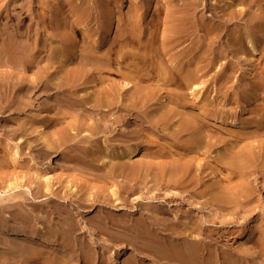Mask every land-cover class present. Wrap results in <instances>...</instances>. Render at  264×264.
<instances>
[{
    "label": "rangeland",
    "instance_id": "rangeland-1",
    "mask_svg": "<svg viewBox=\"0 0 264 264\" xmlns=\"http://www.w3.org/2000/svg\"><path fill=\"white\" fill-rule=\"evenodd\" d=\"M71 1H74L73 2V4H74L77 0H71ZM71 1L70 0H61V1L60 0H0V76H1V78H0V192H1L0 193V200L3 199V201H2L3 204L8 203L5 208L0 206L1 207V209H0V227H1L0 228V236L1 237H0V239H2L1 241L5 240L2 242L4 244L6 242V239L9 238V239H7L8 240L7 244L5 243L3 245L0 242V264H41L43 261H47V263H42V264H48V263L49 264H57V263L58 264H65L67 262H68L67 264H81V261H82V264H104V263L105 264H126V262L128 264V261H129V263L133 262L134 264H138L139 262H141L139 264H149V262H150V264L151 263L152 264H183V263L184 264H186V263L187 264H205V263L206 264H264V163H261V162H264V158H263L264 157V135H261V136H258L257 138H255L256 139L255 143L261 144L260 146L263 148L262 151H245L246 153H244V151H240V154L246 156L247 160H249L250 157L251 158L252 157L257 158L258 160L256 161V164L257 165L259 164L258 165L259 167L258 166L256 167V166H254L255 164L252 163L251 165H249L247 167V169H248L247 173H245V172L242 173L243 171H241L240 169H237L232 164L230 165L229 163H226L227 161H229V159L234 158V156L236 157V155L237 156L240 155V154H237V152H239V151H235L238 148L237 141H236L235 137L231 136L230 132H228V131L226 132V130H223L222 128H220L217 125V123H222V122L214 119L215 115H217V116H222V115L225 116L226 115L227 116V115H229L228 113H230V112L235 113L236 109H237L236 111L240 110L241 104H242L241 102L245 101L244 98L246 95H249V94H246L250 91V90L247 91V89L249 88L248 87L249 83L251 81H253L254 79H256V77H252V73H251L252 69L250 71V68H252L253 59H251L250 57L243 58L242 56H239L238 57L239 59H237L236 63L233 62L234 64H232V59H234L233 61H235L236 57L235 58L232 56L230 57L229 55H231V54L230 53L228 54V52H227V48H229L231 43H232L231 38H233L232 37L233 36V30H234L235 26L238 25V24L235 25L234 23L231 24L229 21H227V16L224 15V11H225L224 5L226 4V6H227V3L229 1H227V0H137V2H136V0H134L135 1L134 2L133 0H131V1L130 0H117V1L115 0V2H114V0H111V1H109V0H85V2H86L85 7L87 8V9L86 8L85 9L87 11H85V14L82 18V21L83 20L84 21L83 22L79 21L78 22L79 24H76V22L74 23L75 20L72 21L73 18L76 19L77 16L79 17L80 13L77 14V12H76L77 15H75V12H74L75 10L73 8V4ZM96 1H98V3ZM109 2H110V4H109ZM143 4H144V6H143ZM96 6H97V8H96ZM131 6H133V7H131ZM136 6L137 7H143L142 8L143 11L141 13H140V11L133 13V12H135L134 10L136 9ZM90 7L92 8V10ZM215 7H216V9H215ZM130 8H132V9H130ZM242 8H243V10H245V14H244L243 19L240 21V23L242 25L241 24L240 25L243 26L242 28H245L244 27V24H245V26H247L246 28H249L250 25L247 22H245V20H249V17L253 13L254 10L255 11L258 10L257 6L256 5L250 6L249 3H246L245 5H243ZM70 9H73V11L71 10L72 13H71ZM109 9H110V12H109ZM158 9L160 10V13L158 15L159 17L157 15H154L155 17H153V19H154L153 20L152 16H150V17L147 16L148 12L151 11L150 13H153L154 11H156ZM179 9H181V10H179ZM207 9H209V10H207ZM88 10H91L90 11L91 13L88 12ZM105 10H107L109 13H107V11H105ZM170 10L171 11H174V10L177 11L178 10V12H179L178 14H180L182 16V28H183L182 30L184 31V32L181 31L182 32L181 34L183 37V38H181V40L182 39L183 40L182 41L180 40V42H182V43H177V44H175V46L177 45V47L173 48L174 46H172V47H170L171 49H168V50H170V52L172 51L171 54H169V51L167 50V48L166 49L160 48L162 43H160V41H159L163 36V32L166 29L167 23H169L171 21V13H169ZM211 10H212V12H211ZM86 13H88V15H86ZM93 13H94V16H92ZM110 13L114 16L111 17ZM129 13H130V15H129ZM89 14H91V16ZM103 14H105V16ZM220 14H222V15H220ZM72 15L73 16L75 15L76 18H75V16L73 17ZM85 15L88 17H86ZM137 15L140 17L146 15L149 19V20L147 19L148 24L143 25V22L145 23V19H144L146 17L145 16L143 18V21L140 20L142 18H139L141 23L137 22L138 24H135L133 27H131V28H133V31L135 33L136 38L137 37L138 38L135 39V37H134L133 42L127 47V50L133 51V49H134L133 52L138 50L135 53H139L143 48V47H140L142 42L139 43V40L141 39L144 42L147 38H153V41L157 42L155 46H157V44H158V46H157V47H159L158 51L163 50L162 54L164 55V57H163L164 63L165 64L167 63L166 66H168L169 68H172V69H173V66L175 64H181V65L185 64L184 66H188V63H189L191 65V63H190L192 61L191 57H193V54H195V51H193V50H196V49H194V46L196 47L197 43L199 45L201 38H203V36L205 34L204 33L205 26L208 24L222 23V26H220L218 29V31H220L219 36L218 35L217 36H215V35L210 36L209 35V37L207 36L205 38V42H207V43L204 44L203 50L205 48H209L212 51V48H214L212 52H214L216 54V56H218V57H216L217 63L215 62V65H214L215 67L209 66V68H206L207 70L205 69V73H203L205 75H201L204 83L199 84L198 88L197 87L196 88L185 87V88H187V89H185L184 87L183 88L181 87L180 90H181V93L183 92L182 96L185 95L184 97L181 96L180 99H177L175 97V95L173 94L171 99L170 98H168L169 100L167 99V101H168L167 107L168 108L172 107L171 110H172L173 114H176L175 116H178L177 114H179V117H177L178 119L176 117H174L175 119H173V121H171L172 123L167 122L168 124L165 123L159 128H153V127L148 126L149 124H146L145 122L143 124L140 121L135 122V119L133 117H130V114H127L129 116L125 115L126 117H123L120 120H114V118H112V117H114L112 111L109 115L108 114L106 115L105 112H103V114L106 115V116L103 115L106 118L105 120L108 121L107 127L105 125V127L108 130L100 131L99 133L94 132L95 130H92L93 126H91V124L93 122V118L88 117L87 120H84L86 122V129L85 130L90 131L92 134H94V135H91V133H89V135H88V133H87L86 137H88L89 139L91 138L90 141L97 140L101 144L104 143L103 146H111L112 143L113 144L115 143L116 137L121 138V136H125V135H126L125 138H127L128 136L134 137V138L136 137L135 141L136 140L144 141L143 145L145 144V146L149 149V151L140 154L138 159H137V161L143 165L142 167H144V168H142V172L140 171V172L136 173L137 175L119 174L118 176L111 178V179L110 178H108V179L98 178L97 176H95V174L93 175L92 172H90L88 170L85 171V170L81 169L79 167V165H77L76 160L73 157H71L72 155H75L77 151H66V150H73L74 149L73 143H68L66 145H63L59 149L44 152V156L42 155V156H39L37 158L36 156H38V154H39L37 149L40 148V145H38L40 142L39 141L40 138H39V136L37 137V134L35 135L34 132L31 133L30 131H28V133H27L26 130L31 129L33 126H35L37 124H40V122L37 121L38 118H40V119L43 118V120L49 119L51 121L54 119L53 121L55 122L57 120V118L62 116L63 121H62V119H60V120L58 119L59 122L56 121L57 123L55 122V125L53 127H52V123H50L51 121H47V122H49L47 124H46V122L45 123L42 122L45 126H49V127H47L48 132L51 131L52 133L51 132H49V133L53 135L54 130H55L54 132L59 131L60 129L64 128V126H66V124L67 125L71 124V123L77 124V122H76L77 118H75L74 113L77 114V112H81L82 110L77 111L76 107H74L72 105H66L63 103L61 104L59 100H54V96H55L54 91H51L52 93L50 91L45 92V93L43 92L41 94V96H39L40 94L37 93L34 96L35 99H33L34 98L33 97L31 99H23V101H21V102H19V101L16 102L14 99V95H15V92L17 93V91H18L17 88L21 85L20 82H22L24 80L23 77H25L27 75L28 76L34 75L36 73V70L38 69V67L40 65L38 64V62L36 60V62H34L35 65L32 64L33 66H31L29 69L28 68L25 69L26 67L21 66L23 63L20 64L21 60L19 61V58L24 57V56H20L19 58H17V56L15 57V55H17L20 52H21V54H23V53L25 54L24 47L28 46L29 48L32 49L31 50L32 55H34L35 57H38V61H41V63H42L41 65L44 66L47 64L48 57L52 53V50H53L52 44L53 45L54 44H58V45L63 44V48L59 51V53H58V50L55 51L56 52V56L54 57V64L56 67L55 72L57 71L60 75H63V76H70V74L72 75V72H78L79 71V73L86 74L87 76L94 75V76H92L93 79H98V81L100 79H106V81L105 80L104 81H105V84H107V85L110 84V82H111L114 84V86H117V85L120 86V83L122 84V82H123V78H122V76H120L119 72L114 67V66H118V65L113 63L114 65L113 64L111 65V67L113 66L112 69L106 70V68H105V70L103 69V70H101V72H99L96 67L100 63L97 62L96 59L93 58V56H99V57H105V56L110 57V56H112V57H115L117 55L116 51L119 49V47L112 44V49L110 51H108V47L114 41L113 39L115 37H117V33H119V31H120L119 29H121L123 26H125V24L128 22V19H131L130 17H132V16H133L132 17L133 19H137L138 18ZM71 16L73 17L72 19H71ZM134 16L137 18H135ZM223 16H225V17L223 18ZM101 17L102 18L105 17V18H103V20H101L102 22H107L111 18L110 21H108V23L111 22L110 30H108V24L107 23H104L105 25L104 24L102 25V22L100 21V19H102ZM114 17L117 19V21ZM164 17H165V19H164ZM85 18L88 21L85 20ZM222 18L225 19L223 22L221 20ZM104 19L105 20L107 19V21H105ZM99 21L101 24L98 23ZM207 22H209V23H207ZM163 23H164V26H163ZM71 25L72 26L74 25V26L72 27ZM116 26H117V28H116ZM80 27H81V29H80ZM82 27H83V29H82ZM136 27H138V28H136ZM87 28H88L89 32L87 30L86 33H87V35L90 34L89 40L87 38L88 36L86 35V33L82 32L83 30L86 31ZM184 28H186V29H184ZM157 30H159V31H157ZM162 30H163V32H162ZM98 31H100V32H98ZM157 32H159V34H161V35H159ZM83 34H85V35H83ZM107 34H109V35H107ZM147 35L152 36V37H148ZM156 35L158 36L159 42L157 41ZM70 36L72 38H70ZM83 36H85L87 39ZM132 44H134L133 45L134 47H135V45H137V46L134 48L132 46ZM43 45H44V47H43ZM180 46H182V47H180ZM189 46L191 48H193V50ZM7 47H10V49H8V51H11V48L16 47V48H18L17 50L20 49L19 50L20 52H17L14 56H13V54L8 55L7 52H3ZM154 48H156V47H154ZM130 49H132V50H130ZM198 49H199V47H198ZM198 49H197V51H198ZM180 50H182L184 52V54H181L183 52H181ZM184 50H187V53H188V54L186 53L187 55L185 54L186 51H184ZM175 51H177V52L172 54ZM217 52H219V53H217ZM166 53H168V54H166ZM178 53H180V55ZM197 53L199 55V51ZM166 55H168V56H166ZM173 55L174 56L176 55V56L174 57ZM181 55H183V57L186 56L187 58L186 57L183 58ZM12 56H13V58H11ZM165 56H166V59H165ZM170 57H172L171 59L174 62L170 59ZM178 57H181V58H178ZM10 58L12 60H10ZM21 59H23V58H21ZM40 59H42V60H40ZM45 59H47V60H45ZM180 59H182L183 61L182 60L180 61ZM228 59H229V62H227ZM17 60L20 63L17 62ZM129 60L130 59L126 58L124 60V62L126 63ZM169 60H170V62H169ZM184 60L188 61L187 64H186V62H184ZM177 61H178V63H177ZM219 62H220V64H218ZM125 63L121 65V67H122L121 69H123ZM216 64L218 65V67ZM224 65H227L228 69L226 68V66L224 67ZM228 65H230L229 66L230 68L228 67ZM249 66H250V68H249ZM66 67H67V69H65ZM247 67L249 69H247ZM223 68L225 70H222ZM82 69H83V71H82ZM128 69L129 68H127L125 66L123 71H129L130 69L129 70ZM67 70H69V71H67ZM208 70H210V72ZM221 70L223 71V73L224 72H226V73L230 72L229 73L230 75L233 74L229 78L230 82H226L227 83L226 86H223L221 84V82H219V77L222 75ZM244 70H245V72H244ZM60 71H62V72H60ZM90 72H91V74H90ZM219 72H220V74H219ZM131 73H132V71H131ZM9 75H10V77H8ZM151 76L153 79H151V77H150V78L145 79L142 82V84H144V85L146 84L147 86H149L150 89L156 87V84H157L154 80L155 70H151ZM203 77H205V78H203ZM206 78H207V81H206ZM216 78H218V79H216ZM6 79L7 80L9 79L8 80L9 83L7 82ZM107 80L108 81L110 80V81L108 82ZM104 81H102V82H104ZM116 82H117V85H116ZM218 82H219V84H217ZM71 83H72V85H75V86L77 85V88L75 86H73L77 89V92H79L78 90L81 89V86L85 87L84 86L85 84H87V85L91 84V83H87L86 81L82 82L81 79L80 80L78 79L77 81L72 80ZM239 83L242 86H240ZM103 84L104 83H100V86L101 87L106 86L105 84L103 86ZM153 84L155 86H153ZM87 85H86V88H90L89 87L90 85L89 86H87ZM110 85H108V86H110ZM151 85H152V87H151ZM221 86H223V87H221ZM161 87H162V85H161ZM168 88H171V86H168ZM176 88H177L176 85H172L171 89L177 90ZM243 89L247 92H245ZM198 90L201 92L199 93ZM195 91H196V93H195ZM48 93H49V95H48ZM53 93H54V95H52ZM204 93H205V95H204ZM202 94H203V96H201ZM37 95L39 96V98L38 97L36 98ZM235 95H236L237 101L235 100ZM240 95H242V96H240ZM202 97L204 100L202 99ZM29 100H31L30 103H32L33 106H26L24 104L26 101L29 102ZM200 100H202V101H200ZM240 100H242V101H240ZM169 101L171 102V105H170ZM204 102H206V103H204ZM209 102H211V104ZM223 103H224V108L223 107L220 108L221 106H223ZM231 103H233V104H231ZM151 104H153V103L152 102L149 103V105L152 106V108H153V105H151ZM8 105H9V107H7ZM149 105L146 108L147 111H148ZM165 105H163V106H165ZM209 105L212 107V109H209V107H210ZM218 106H219V109H218ZM225 106H226V108H227L226 110H228V112L226 110H224ZM230 106H232V107L234 106L233 107L234 110ZM173 107H175L177 109L174 110ZM199 107H202V109L205 107L203 109L204 112H201L202 109H200ZM215 107H217V108H215ZM228 107L230 108V110L228 109ZM163 108H166V107H163ZM231 108H232V111H231ZM149 109H150V107H149ZM205 109H208V110H205ZM62 110L65 111V113L63 112L64 114H62ZM177 110H179V111H177ZM150 111L152 112V110H149L148 113H150ZM221 111H226V112H223V113H225V114H223ZM109 112L110 111H106V113H109ZM200 112H201L202 116L204 115V118L200 117L201 116V114H199ZM66 113H68V114H66ZM212 113H213V115H212ZM221 113H222V115H221ZM181 114L184 118H182ZM64 115H66V116H64ZM110 115H112V117ZM35 116H37L36 117L37 119L35 120L36 124L34 122L31 125L30 117H35ZM247 116H250V114H248ZM80 117H82V118L84 117L86 119V117L84 115L80 116ZM129 117H130V119H129ZM199 117L201 118V120L199 119ZM90 118H91V120H90ZM180 118H181V120L186 119V121H184V123H183V120L181 123L186 124V125H184L185 126L184 134H187V136L182 135L183 137L181 140H179L177 138V136L175 135V132H176V129H177V126L179 123L178 120H180ZM205 118H207V121L203 122V120ZM208 118H210V119H208ZM5 120H7V121H5ZM74 120H75V122H74ZM127 121L129 123H126ZM176 121H177V124H176ZM193 121H195V125L197 126V128L193 129V130L187 129L186 127H189V126H191V124L192 125L194 124ZM213 121H215L216 123H214ZM28 124H30V125H28ZM188 124H189V126H188ZM207 124H209L208 125L209 127L207 126ZM167 125L171 126V127H168ZM30 126H32V127H30ZM133 126H135V127H133ZM21 127H22V129H21ZM51 127H52V130L49 129ZM162 127L166 130H164ZM167 127L171 129V130L169 129L168 132H166ZM134 129H136V130H134ZM140 131H143V132H140ZM195 132H196V135L198 133V136H197L198 138H200L201 140L204 139L203 141H205L204 142L205 145H206V143H208L209 145H207V146L204 145L203 148H200V150H199V148H197V146L194 145V143H191V139H192V137L195 136ZM199 132H201L200 135H199ZM138 133H141V134L138 135ZM142 133H144L145 135ZM191 133L194 134V136ZM202 133L207 134L208 136L204 135L205 137L201 138V136L203 135ZM31 134H34V135H31ZM82 134H78V136H82ZM110 134L114 135V136L111 137ZM134 134H135V136H134ZM141 135L143 136V139H142ZM189 136H191V138L188 140L187 137H189ZM113 137H115L114 140H112ZM104 139L105 140L107 139L106 142L108 144L105 142ZM257 139H258V141H257ZM250 140H254V138H251ZM138 141H136V142H138ZM221 141H223V142H221ZM245 142L246 141L243 140L239 144H244ZM183 143H184V145H183ZM30 144H32V145H30ZM33 145H36V147L32 148ZM181 145H183V146H181ZM185 145H186V147L183 149V147ZM179 147H182V149L181 148L179 149ZM207 147L209 149H207ZM234 147H236V148H234ZM204 148H206V150H204ZM225 148H227V149H225ZM177 149H179V150H177ZM194 149L197 151H195ZM232 150H234V151H232ZM67 153H69V154L67 155ZM70 153H71V156H70ZM45 154H46V156H45ZM213 154L215 155V157ZM225 154L230 156V158L227 159L228 156L226 157ZM257 154H258V156H256ZM222 155H223V157H222ZM180 156L183 159L180 158ZM139 158H141V159H139ZM180 159H181L180 163H182V164L187 165V163L189 162V164H188L189 173L187 172L188 175H187V173L185 175V181H186V183L188 182L187 183L188 186L184 184L182 186V188H181V186H179L182 184H178L177 186L176 185H168L167 178H163L161 168L159 167L160 166L159 162H161V166L163 165L162 167L169 168L170 167L169 165L173 164V161L178 162ZM147 163H149L151 166ZM164 163H166L167 165H165ZM223 163H225V164H223ZM27 164H29V165H27ZM152 165H153V167H152ZM228 165H230V166H228ZM206 168L208 170H206ZM215 168L218 170V175H220L219 178L218 177L212 178L209 176L211 170L215 169ZM148 169L150 172H148ZM257 169H259L260 171L259 170L257 171ZM151 170H152V172H151ZM250 171H251V173H250ZM160 172H161V174H160ZM46 173H48V174H46ZM139 173H141V174H139ZM146 173H149L151 175L146 174ZM38 174H39V176H38ZM251 174H253V175H251ZM45 175L49 176V179L51 176L50 185L52 187V184H54V186H53L54 188L53 187L52 188L55 192H57V191L61 192L63 190V188L64 189L67 188L65 186H69V185L72 186V188L73 187L78 188L81 186V184H83V186H85V185L89 186L90 190H93L94 188H96L95 186H98V184H99V187H101L103 192H106V193L109 191H110V193H112V191L118 190L117 196L119 195L120 197L122 196L121 198H123V200H122L118 196V198H117L118 201L123 202L124 198H126L128 204L122 205V207H120V208H119V206H121L120 204L107 205V206H103L102 209L100 206L94 207V206H91L88 204H84L83 206H81L80 208L77 209V208H74L73 205L68 204L66 206L65 210H67V212L69 211L70 214L72 215L74 222H79V225H80V227L78 228L79 230L78 229L76 230V233H78V235H79L77 241L78 240L79 241L78 242L75 241V245H74V243L71 244L73 246V248H72V246H70L68 248L63 249L59 246L60 245L59 240H57L55 238L54 233L50 232L49 234L52 236H50L49 234L48 235L46 234L45 239L43 238L44 237L43 236L44 230L49 228V226H51V228L52 227L54 228L55 227L54 226V224H55L54 220H57V218H59V216L57 214H55V215L53 213L46 214V208H47L46 201H47L48 197L49 198L50 197L56 198L54 193H51L48 196L49 193L47 194V193H43V192L38 191V190H40L39 188L41 187L40 184L42 182L45 183V181L47 180L45 177L44 178L42 177ZM191 175L193 176V178L191 177ZM186 176L187 177L190 176V178L188 179ZM229 176H231V178ZM38 177H39V179H38ZM239 177L241 179L240 181H239ZM76 178H78V179H76ZM40 179H42V181ZM58 179L59 180L62 179V180L59 181ZM73 179L74 180L76 179V180L74 181ZM139 179H140V181H139ZM187 180H189V181H187ZM236 180L238 182H236ZM37 181L39 183L38 189L36 187ZM76 181L80 185H78V183H76ZM84 181L85 182L88 181V182L85 183ZM242 181H244L246 183H244V182L242 183ZM106 182H108V183H106ZM16 183H18V185H16ZM237 183L242 184V187L245 190V193L243 196H241V195L238 196L236 194H235V196L233 195V193H237V187L239 186ZM74 184H75V186H74ZM89 184H91V185H89ZM245 184H247V185H245ZM166 185H168L174 189H171V188L169 189V187H167ZM236 185H237V187H236ZM118 186L119 187L124 186L123 191L121 190L122 188H119ZM184 186H186L185 187L186 189L184 188ZM244 186H246V187H244ZM27 187H29V188L31 187V190L33 189L32 193H34V192H36V193H34V194L30 193L29 194V192L26 190ZM240 187H241V185H240ZM35 189H37V191ZM204 189L206 191H204ZM212 189H214L215 191ZM120 190H121V192H119ZM129 190H131V191H129ZM21 191H24V192H21ZM124 191H125V193L127 192V194H125ZM9 193H10V195H9ZM19 193H21L23 195L18 196ZM123 194H125V196ZM223 194L227 198V199L224 198V202H219V201L215 200L217 196L223 195ZM34 195L36 197L33 198ZM197 195H198V197H197ZM25 197H27V199ZM8 199H9V201H8ZM117 199L112 198L113 203ZM56 206L60 207L59 210H61V208L64 207L62 204H59V205L57 204V205H55V207ZM64 208H62V209H64ZM140 208H142V209H140ZM140 210H142L143 213H147V215L142 217L143 213ZM145 211H147V212H145ZM18 212L20 214L22 213V215L26 214L25 220H26L27 224L25 223L24 228L21 229L22 231H19L20 229H18L19 223L20 224L22 223L20 221V216H22V215H20ZM113 212L116 215H114ZM13 213H14V215H13ZM16 213L19 214L20 216L17 215ZM153 213H155V214H153ZM120 214H122V215H120ZM107 215L110 217L112 216V218L115 220L117 218V221L118 220L122 221L124 219L126 220L128 218L127 219L129 221L128 223H132V224H136L137 222H143L145 219V222L146 223L148 222L147 224H145L148 226L145 233H147V235L153 236L154 239H155V237H156V239L158 238L156 240L157 242L161 241V243L162 242L163 243L162 244L160 243V245L158 244L159 242L157 244L155 243L157 246L156 249L150 250V252H149V250L145 251V253H143V254H141V253L138 254V251H137V249H135V246H134L135 244H133L135 242V240H137V235H135L133 229H130L132 231L129 230L130 232L128 233L125 230H122L120 227H117L118 225H115V226H112V229L114 230V231L111 230L112 234H111V232H108V234H107V232L104 231V229H103V231L105 234L103 232H101L102 230L97 226L98 225L97 222H99L100 218H103V216L105 218H107ZM139 215H141L140 218H138ZM54 216H55V218H54ZM114 216L116 218H114ZM122 216H125V217H123L124 219H121ZM90 218H92V219H90ZM146 218H148V220ZM91 220L93 222H91ZM151 220L153 222H149ZM149 223H151L150 224L152 226L151 229H149V225H148ZM154 223H156V224H154ZM46 224H47V226H46ZM183 224H184V226H183ZM41 225H43L44 227ZM81 226H82V228H81ZM91 226H93V227H91ZM132 226H134V225H132ZM42 227L44 228L43 230L41 229ZM84 227L86 228V232H83ZM137 227L138 226H135V229H134L136 231V233H138L137 229H136ZM91 228H92V231H90ZM152 228H153V231H152ZM93 229L95 230L94 232H93ZM162 229H165V230H162ZM180 229H182V230H180ZM1 230L4 234L1 232ZM97 231L100 233H98ZM117 231H119V234H120L119 236L126 235L127 239L120 237V239L122 241L118 238H117L118 240H116L114 238V236H115V234H117L116 236L118 237ZM120 231L122 233L123 232L124 233L121 234ZM187 231H188V234H187ZM20 232H23L24 234H22ZM150 232H152L153 234H149ZM194 232H196V233H194ZM81 233H83V235L80 237ZM113 233H115V234H113ZM145 233H143V234H145ZM178 233H180V234H178ZM192 233H193V235H192ZM23 236H25V237H23ZM97 236L99 239L97 238ZM22 237H23V239H22ZM85 237H86V239H85ZM182 237H183V239L186 240V242L185 243L181 242L180 245H179V243H176L173 246L174 247L176 246L175 248H177V250H180L184 255H186L188 257L191 256L190 258L192 260H189V258H186L187 260H182L183 261L182 262L181 260H177L175 258L173 260L172 257H171L172 260H170V257H168L169 259H167V257H162L163 256L162 249H164V247H166L165 249H170V247H172L171 243L175 240H178L179 238H182ZM36 239H37V241H36ZM128 239L129 240L133 239V240L128 241ZM80 240L82 242H80ZM30 241H31V243H30ZM39 241H41V242H39ZM84 241L86 244H84ZM188 241H190V242H188ZM23 242H24V244H26V246L23 244ZM87 242H89L88 245H87ZM20 243L23 244V246ZM131 243H132V245H131ZM168 243L170 244V247H169ZM190 243H191V245H190ZM30 244H32V245H30ZM89 244H91V247L89 246ZM257 244H259V245H257ZM15 245L18 247H15ZM38 245L40 248L43 247V250H45V251H43L40 248H39V250H41V251L36 250L37 249L36 247H38ZM79 246L81 247V249L79 248ZM86 247H90V249L88 248V250H87ZM92 247H95V248H93L95 255L93 252L94 256H91V255L89 256V254H91L90 252L93 251ZM97 247H99V248H97ZM174 247H172V248H174ZM179 247H181L182 249ZM183 247H184V249H183ZM10 249H11L12 253H10V251H9ZM20 249H22L21 251L24 250L26 253L23 251V254H22L19 251ZM48 249H49V251H48ZM83 249H86L89 254H87L85 250L83 251ZM97 249L98 250L100 249V250L98 251ZM185 249H186V251H185ZM13 250H15V251H13ZM29 250H31V251H29ZM33 250L35 252L38 251V253L36 252V254H34L35 252ZM81 250L83 251L80 253L82 256L79 254V252ZM46 251H47V255L49 254L50 258H48V256L46 255ZM133 251H135V252H133ZM5 252H7V253H5ZM13 252H15V253H13ZM16 252H17V256H15ZM19 252L22 256H24L23 257L24 259L22 258L21 255H18ZM29 252L32 253L31 256H30ZM50 252H53L54 256ZM59 252L61 253V255ZM8 253L13 254L14 256L9 255ZM56 253L59 254V256ZM103 253H105V254H103ZM107 253L109 256L106 255ZM27 254H29V255L25 256ZM66 254H69L70 257H69V255H66ZM84 254L85 255L87 254V256H88L87 260L86 259L84 260V258H83V257H85ZM34 255L36 256V258L33 257ZM55 255L57 256V259L59 257L58 260L55 259L56 258ZM126 255H127V257H126ZM29 256L32 257V259ZM40 256H41L42 260L39 258ZM71 256L74 260L71 258ZM76 256H78V257H76ZM80 256L83 259H81ZM52 257H53L54 261H53ZM65 257H66V261H65ZM93 257H94V259H93ZM156 257H159V258L162 257V258L157 259ZM198 257H199V259H198ZM47 258H48V260H45ZM99 258H100V260H99ZM107 258H108L109 262H105V261H107ZM49 259H50V261H49ZM62 259H64V260H62ZM92 259H93V261H90ZM116 259H118V260H116ZM135 259L137 261H135ZM201 260L203 263L200 262ZM32 261H35V262H32ZM101 261H102V263H101ZM179 261H181V262H179ZM50 262H52V263H50Z\"/></svg>",
    "mask_w": 264,
    "mask_h": 264
},
{
    "label": "bare ground",
    "instance_id": "bare-ground-1",
    "mask_svg": "<svg viewBox=\"0 0 264 264\" xmlns=\"http://www.w3.org/2000/svg\"><path fill=\"white\" fill-rule=\"evenodd\" d=\"M61 1V0H60ZM71 1V0H70ZM109 1H111V0H109ZM117 1V0H116ZM131 1V0H130ZM134 1V0H133ZM227 1H229L228 3H227V6H226V4L224 5L225 6V11H224V15L225 16H227V21H229L231 24L232 23H234L235 25L236 24H238V25H236L235 26V28H234V30H233V38H231L232 39V43H231V45H230V47L229 48H227V52H228V54L230 53L231 55H229L230 57L232 56V57H236V59H235V61H233L234 59H232V64H234V63H236V61H237V59H239L238 57L239 56H242L243 58H245V57H250L251 59H253V62H252V68H250V66H249V68H250V71H251V69H252V71H251V73H252V77H256V79H254L253 81H251L250 83H249V88L247 89V91H249L248 93H246V94H249V95H246L245 96V101H243V102H241L242 104H241V108H240V110H238V111H236L235 110V113H232V112H230V113H228L229 115H225V116H223L222 115V113L223 112H228V110H226L227 108H226V106H225V109L224 110H226V111H221L222 113H221V115L222 116H217V115H215L214 116V119L215 120H219L220 122H222V123H217V125L220 127V128H222L223 130H226V132L228 131V132H230L231 133V136H234L235 137V139H236V141H237V145H238V148L235 150V151H239V152H237V154H240V151H244V153H246L245 151H262V147L260 146L261 144H257V143H255V141H256V139L255 138H257L258 136H261V135H264V0H227ZM72 2V4H73V2L74 1H71ZM90 2V1H89ZM97 3H98V1H96ZM106 2V1H105ZM114 2H115V0H114ZM119 2V1H118ZM124 2V1H123ZM129 2V1H128ZM135 2V1H134ZM136 2H137V0H136ZM55 3V2H54ZM58 3V2H57ZM133 3V2H132ZM159 3V2H158ZM246 3H249V5L250 6H252V5H256L257 6V11H253V13L250 15V17H249V20H245V22H247L249 25H250V27L249 28H246L247 26H245V24H244V27L245 28H242L243 26H241L242 24L240 23V21L243 19V17H244V14H245V10H243V5H245ZM56 4V3H55ZM60 4V3H59ZM92 4V3H91ZM102 4V3H101ZM100 4V5H101ZM105 4V3H104ZM109 4H110V2H109ZM116 4V3H115ZM140 5V4H139ZM160 5V4H159ZM59 6V5H58ZM86 2H85V0H77L74 4H73V8H74V12H75V15H77L78 13H80V15H79V17L77 16V18H76V16H75V18L77 19H74L72 16H71V19H72V21L73 20H75L74 21V23L76 22V24H79L78 22L79 21H82V18H83V16H84V14H85V11H87L86 9ZM143 6H144V4H143ZM52 7V6H51ZM104 7V6H103ZM131 7H133V6H131ZM147 7V6H146ZM149 7V6H148ZM151 7V6H150ZM162 7V6H161ZM164 7V6H163ZM181 7V6H180ZM210 7V6H209ZM214 7V6H213ZM255 7V6H254ZM59 8V7H58ZM67 8V7H66ZM86 8V9H85ZM89 8V7H88ZM91 8V7H90ZM96 8H97V6H96ZM143 7H137L136 6V9L134 10L135 12H133V13H136L137 11H140V13L143 11V9H142ZM145 8V7H144ZM56 9V8H55ZM65 9V8H64ZM94 9V8H93ZM106 9V8H105ZM115 9V8H114ZM130 9H132V8H130ZM148 9V8H147ZM153 9V8H152ZM215 9H216V7H215ZM219 9V8H218ZM217 9V10H218ZM52 10V9H51ZM73 11V9H70V11ZM91 10H92V8H91ZM91 10H88V12H90ZM97 10V9H96ZM166 10V9H165ZM169 10V9H168ZM179 10H181V9H179ZM207 10H209V9H207ZM214 10V9H213ZM55 11V10H54ZM72 11H71V13H72ZM105 11H107V10H105ZM113 11V10H112ZM128 11V10H127ZM145 11V10H144ZM154 11V10H153ZM152 11V12H153ZM215 11V10H214ZM76 12H77V14H76ZM94 12V11H93ZM97 12V11H96ZM99 12V11H98ZM109 12H110V9H109ZM108 11H107V13H109ZM151 12V11H150ZM150 12H148L147 13V16L148 17H150V16H152V19H153V17H155L154 15H159V13H160V10L158 9V10H156V11H154L153 13H150ZM211 12H212V10H211ZM70 13V12H69ZM91 13V12H90ZM100 13V12H99ZM113 13V12H112ZM169 13H171V21L169 22V23H167V25H166V29H165V31L163 32V30H162V32H163V36H162V38L159 40L160 41V43H162L161 44V47L160 48H162V49H166L167 48V50L168 49H171L170 47H172V46H174L173 48H175V47H177V45L175 46V44H177V43H182V42H180V40H181V38H183L182 37V32L181 31H183L182 29V16L180 15V14H178L179 12H178V10L177 11H169ZM114 14V13H113ZM118 14V13H117ZM120 14V13H119ZM168 14V13H167ZM212 14V13H211ZM86 15H88V13H86ZM85 15V16H86ZM90 16H91V14H89ZM100 15V14H99ZM104 16H105V14H103ZM109 15V14H108ZM110 15H111V17H113L114 15H112L111 13H110ZM129 15H130V13H129ZM169 15V14H168ZM185 15V14H184ZM220 15H222V14H220ZM92 16H94V13H93V15ZM101 16V15H100ZM107 16V15H106ZM116 16V15H115ZM138 16V15H137ZM146 16V15H145ZM145 16H142V17H140V16H138V18L137 17H135V18H137V19H133L132 17H130L131 19H128V22L125 24V26H123L121 29H119L120 31H119V33H117V37H115L113 40V42L111 43V45L108 47V51H110L111 49H112V44H114V45H116V46H118L119 47V49L116 51V53H117V55L115 56V57H112V56H110V57H99V56H93V58L94 59H96V61L97 62H99L100 64L99 65H97V70L99 71V72H101V70H105V68H106V70H108V69H112V67H111V65L113 64V63H115V64H117L118 66H114L116 69H117V71L119 72V74H120V76H122V78H123V82H122V84L120 83V86H118L117 85V82H116V85L117 86H114V84L113 83H111L110 82V84H108V85H110V86H108L107 84H105V81H106V79H100L99 81H98V79H93V77L92 76H94V75H90V76H87L86 74H81V73H79V71L78 72H72V75L70 74V76H63V75H60L57 71L55 72V64H54V57L56 56V50H58V53H59V51L63 48V44H61V45H58V44H52V46H53V50H52V53L49 55V57H48V62H47V64L46 65H44V66H42L41 64V61H38V57H35L34 55H32V52H31V48H29L28 46H25L24 47V50H25V54L23 55V54H21V52L19 51V50H17L18 48H11V51H8V49H10V47H7L3 52H7L8 53V55L9 54H13V56L17 53V52H20V53H18L17 55H15V57L17 56V58H19L20 56H24V57H20L19 58V61L21 62H19L18 60H17V62H19L20 64H22L21 66H24V67H26L25 69H29L31 66H33L32 64H34L35 65V63L34 62H36V60H37V62H38V64L40 65L39 67H38V69L36 70V73L34 74V75H27V76H25V77H23V81L22 82H20L21 83V85L17 88L18 89V91H17V93L15 92V95H14V99H15V101L16 102H21V101H23V99H31V98H33L37 93H39L40 95L39 96H41V94L44 92H51V91H54L55 92V96H54V100H59L60 101V103L62 104H66V105H72V106H74V107H76V110L77 111H80V110H82L81 112H77V114H75L74 112V115H75V118H77L76 119V122H77V124H66V126H64V128H62V129H60L59 131H56V132H54L53 131V135L52 134H50L49 132H51V131H49L48 132V128L47 127H49V126H45L43 123H45L46 122V124L47 123H49V122H47V121H51V120H46V119H44L43 120V118H36L37 116H35V117H30V123H31V125L35 122V124H36V119H37V121L38 122H40V124H37V125H35V126H30V127H32L31 129H27L26 131H27V133H28V131H30L31 133L32 132H34V134L36 135L37 134V137L39 136V138H40V142H39V144L38 145H40V148H38L37 149V151L39 152V154H38V156H36L37 158L39 157V156H44V152H47V151H52V150H55V149H59V148H61L63 145H66V144H68V143H73L74 144V149L73 150H66V151H77L76 152V154L75 155H72L71 156V153H70V156L71 157H73L75 160H76V163H77V165H79V167L81 168V169H83V170H85V171H90V172H92L93 173V175L95 174V176H97L98 178H104V179H108V178H114V177H116V176H118L119 174H125V175H128V174H134V175H137L136 173H138V172H142V168H144V167H142L143 165L141 164V163H139L138 161H137V159H138V157H139V155L140 154H142V153H145V152H147V151H149V149L145 146V144L143 145V142L144 141H142V140H136V141H138V142H136L135 141V138L134 137H127V138H125L126 137V135L125 136H121V138H119V137H113V139L112 140H114V138H115V143L112 145L111 144V146H103L104 145V143L103 144H101V143H99L97 140H93V141H90V139L88 138V137H86V134L88 133V135H89V133H91L90 131H87V130H85L86 129V122L84 121V120H87L88 119V117H91V118H93V122H92V124H91V126H93V129L92 130H95L94 132H97V133H99L100 131H106V130H108L106 127H107V123H108V121L107 120H105L106 118L104 117V116H106L107 114L109 115L110 113H111V111L113 112V116L114 117H112V115H110L112 118H114V120H120L121 118H123V117H126L125 115H127V114H130V117H133L134 119H135V122L137 121H140L142 124L145 122L146 124H149L148 126H150V127H153V128H159V127H161L163 124H165V123H172L171 121H173V119H175L174 117H179V114H177L178 116H175L176 114H173V112H172V110H171V108H168L167 106H168V104H167V99L168 98H170L171 99V97L173 96V94L175 95V97L177 98V99H180L181 98V96H182V93H181V87L183 88H185V87H192V88H198L199 86V84H201V83H204L203 82V79H202V77H201V75H205V74H203V73H205V69L206 68H209V66H213V67H215L214 65H215V62L217 63V58L216 57H218V56H216V54L214 53V52H212L213 51V49L214 48H212V51H211V49H209V48H205L204 50H203V47H204V44L205 43H207V42H205V38L208 36L209 37V35L211 36V35H215V36H219L220 34H219V32L220 31H218V29H219V27L220 26H222V23H217V24H208V25H206L205 26V31H204V36H203V38H201V41L199 42V45H198V43H197V46L195 47L194 46V49H196V50H193V48H191L190 46V48L193 50V51H195V54H193V57H191L192 58V61L190 62L191 63V65L188 63V66H184L185 64H175L174 66H173V69L172 68H169L168 66H166V64L164 63V61H163V57H164V55L162 54V51L163 50H160V51H158V48L159 47H157L158 46V44H157V46H155L156 45V41H153V38H147L144 42L140 39L139 40V43L140 42H142L141 43V45H140V47H143L142 48V50L139 52V53H135V52H137V51H135V52H133L134 51V49H133V51H129V50H127V47L133 42V39H134V37H135V39H137L136 38V36H135V33H134V31H133V28H131V27H133L135 24H138L137 22H140L141 23V21L140 20H142L143 21V18L145 17ZM145 17L144 19H145V23L143 22V25L145 24V25H147L148 24V17ZM212 16V15H211ZM225 16H223V18L225 17ZM86 17H88V16H86ZM159 17V16H158ZM186 17V16H185ZM214 17V16H213ZM219 17V16H218ZM102 18V17H101ZM103 18H105V17H103ZM103 18L102 19H100V21L101 20H103ZM108 18V17H107ZM115 18V17H114ZM139 18H142V19H140L139 20ZM168 18V17H167ZM221 19L222 20V22L225 20V19ZM89 19V18H88ZM111 19V18H110ZM110 19L108 20V21H110ZM113 19V18H112ZM116 19V18H115ZM148 19V20H147ZM164 19H165V17H164ZM85 20H87L86 18H85ZM93 20V19H92ZM99 20V19H98ZM105 20V19H104ZM127 20V19H126ZM154 20V19H153ZM217 20V19H216ZM67 21V20H66ZM84 21V20H83ZM82 21V22H83ZM88 21V20H87ZM100 21L98 22L99 24H101L100 23ZM105 21H107V19L105 20ZM108 21L107 22H102V25L104 24V23H107L108 24V30H110V28H111V26H110V24H111V22L110 23H108ZM116 21H117V19H116ZM212 21V20H211ZM90 22V21H89ZM113 22V21H112ZM67 23V22H66ZM73 23V22H72ZM207 23H209V22H207ZM70 24V23H69ZM166 24V23H165ZM241 24V25H240ZM59 25V24H58ZM90 25V24H89ZM105 25V24H104ZM129 25V26H128ZM70 26V25H69ZM72 26V25H71ZM74 26V25H73ZM72 26V27H73ZM99 26V25H98ZM141 26V25H140ZM156 26V25H155ZM163 26H164V23H163ZM204 26V25H203ZM71 27V28H72ZM96 27V26H95ZM100 27V26H99ZM113 27V26H112ZM139 27V26H138ZM138 27H136V28H138ZM159 27V26H158ZM186 27V26H185ZM101 28V27H100ZM116 28H117V26H116ZM155 28V27H154ZM233 28V27H232ZM231 28V29H232ZM80 29H81V27H80ZM82 29H83V27H82ZM102 29V28H101ZM141 29V28H140ZM184 29H186V28H184ZM204 29V28H203ZM87 30H88V28L86 29V31L85 30H83L82 32L84 33H86L87 32ZM117 30V29H116ZM137 30V29H136ZM152 30V29H151ZM76 31V30H75ZM149 31V30H148ZM157 31H159V30H157ZM88 32H89V30H88ZM98 32H100V31H98ZM184 32V31H183ZM232 32V31H231ZM230 32V33H231ZM92 33V32H91ZM151 33V32H150ZM149 33V34H150ZM158 34H159V32H157ZM161 33V32H160ZM83 35H85V34H83ZM86 35H87V33H86ZM90 34H88L87 36V38H88V40H89V36ZM107 35H109V34H107ZM159 35H161V34H159ZM185 35V34H184ZM202 35V34H201ZM116 36V35H115ZM148 37H152V36H149V35H147ZM157 36V35H156ZM83 37H85V36H83ZM114 37V36H113ZM155 37V36H154ZM186 37V36H185ZM70 38H72L71 36H70ZM86 38V37H85ZM86 38V39H87ZM74 39V38H73ZM156 39V38H155ZM186 39V38H185ZM54 40V39H53ZM72 40V39H71ZM183 40V39H182ZM181 40V41H182ZM225 40V39H224ZM96 41V40H95ZM157 41H158V36H157ZM158 41V42H159ZM185 41V40H184ZM207 41V40H206ZM23 42V41H22ZM69 42V41H68ZM94 42V41H93ZM105 42V41H104ZM197 42V41H196ZM26 43V42H25ZM57 43V42H56ZM159 43V44H160ZM31 44V43H30ZM138 44V43H137ZM26 45V44H25ZM95 45V44H94ZM134 44H132V46H133ZM51 46V47H52ZM131 46V47H132ZM137 45H135V47H136ZM160 46V45H159ZM179 46V45H178ZM216 46V45H215ZM12 47V46H11ZM43 47H44V45H43ZM50 47V48H51ZM134 47V46H133ZM134 47V48H135ZM154 47H156V48H154ZM180 47H182V46H180ZM198 47H199V49H198ZM219 47V46H218ZM217 47V48H218ZM104 48V47H103ZM114 48V47H113ZM179 48V47H178ZM94 49V48H93ZM92 49V50H93ZM100 49V48H99ZM197 49H198V51H199V55H198V51H197ZM22 50V49H21ZM28 50V51H27ZM130 50H132V49H130ZM173 50V49H172ZM177 50V49H176ZM183 50V49H182ZM182 50H180L181 52H183ZM190 50V49H189ZM216 50V49H215ZM223 50V49H222ZM23 51V50H22ZM27 51V52H26ZM88 51V50H87ZM86 51V52H87ZM166 51V50H165ZM169 51V54H171V52H170V50H168ZM178 51V50H177ZM177 51H175V52H173L172 54H174V53H176ZM184 51H186L185 52V54L187 53V50H184ZM104 52V51H103ZM192 52V51H191ZM190 52V53H191ZM98 53V52H97ZM217 53H219V52H217ZM2 54V53H1ZM166 54H168V53H166ZM179 55H180V53H178ZM181 54H184V52L183 53H181ZM188 54V53H187ZM186 54V55H187ZM221 54V53H220ZM224 54V53H223ZM10 55V56H11ZM113 55V54H112ZM218 55V54H217ZM248 55V56H247ZM13 56L11 57V58H13ZM58 56V55H57ZM83 56V55H82ZM166 56H168V55H166ZM166 56H165V59H166ZM174 56V55H173ZM172 56V57H173ZM176 56V55H175ZM174 56V57H175ZM182 57H183V55H181ZM225 56V55H224ZM45 57V56H44ZM172 57H170V59L172 58ZM186 57V56H185ZM185 57H183V58H185ZM10 58V60H12ZM16 58V59H17ZM21 58H23V59H21ZM57 58V57H56ZM65 58V57H64ZM130 59L129 61H127L126 63L124 62V60L125 59ZM178 58H181V57H178ZM187 58V57H186ZM229 58V57H228ZM66 59V58H65ZM189 59V58H188ZM227 59V58H226ZM230 59V58H229ZM229 59H228V61L227 62H229ZM241 59V58H240ZM15 60V59H14ZM40 60H42V59H40ZM45 60H47V59H45ZM172 60V59H171ZM182 59H180V61H181ZM191 60V59H190ZM222 60V59H221ZM247 60V59H246ZM173 61V60H172ZM183 61V60H182ZM169 62H170V60H169ZM174 62V61H173ZM176 62V61H175ZM184 62H186V64H187V62L188 61H186V60H184ZM234 62V63H233ZM56 63V62H55ZM125 63V65H124V67L126 66L127 68H129L128 70L129 71H123L124 70V67H123V69H121L122 67H121V65L122 64H124ZM177 63H178V61H177ZM231 63V62H230ZM239 63V62H238ZM16 64V63H15ZM165 64V65H164ZM218 64H220V62L218 63ZM68 65V64H67ZM114 65V64H113ZM217 65V64H216ZM65 66V65H64ZM226 66V68H227V65H224V67ZM230 65H228V67H229ZM37 67V66H36ZM60 67V66H59ZM217 67H218V65H217ZM232 67V66H231ZM230 68V67H229ZM248 67H247V69H249ZM65 69H67V67L65 68ZM84 69V68H83ZM83 69H82V71H83ZM95 69V68H94ZM228 69V68H227ZM226 69V70H227ZM126 70V69H125ZM151 70H155V76H154V80H155V82L157 83L156 84V87H154V88H152V89H150L149 88V86H147L146 84L144 85V84H142V82L145 80V79H147V78H150L151 77V79H153L152 78V76H151ZM207 70V69H206ZM222 70H225L224 68L222 69ZM221 70V76L219 77V82H221V84L223 85V86H226L227 85V83L226 82H230L229 80V78H230V76L231 75H233V74H229V73H226V72H224L223 73V71ZM67 71H69V70H67ZM131 71H132V73H131ZM209 72H210V70H208ZM247 71V70H246ZM249 71V72H250ZM2 72V71H1ZM60 72H62V71H60ZM244 72H245V70H244ZM248 72V71H247ZM93 73V72H92ZM114 73V72H113ZM218 73V72H217ZM232 73V72H231ZM250 73V74H251ZM3 74V73H2ZM1 74V75H2ZM90 74H91V72H90ZM95 74V73H94ZM102 74V73H101ZM100 74V75H101ZM219 74H220V72H219ZM245 74V73H244ZM249 75V74H248ZM5 76V75H4ZM21 76V75H20ZM87 76V77H86ZM218 76V75H217ZM6 77V76H5ZM8 77H10V75L8 76ZM96 77V76H95ZM105 77V76H104ZM0 78H1V76H0ZM107 78V77H106ZM203 78H205V77H203ZM12 79V78H11ZM19 79V78H18ZM21 79V78H20ZM80 80L81 79V81L82 82H87V83H91V84H85L84 86L85 87H82L81 86V89L80 90H78L79 92H77V85L75 86V85H72V83H71V81L72 80H75V81H77V80ZM93 79V80H92ZM108 79V78H107ZM209 79V78H208ZM216 79H218V78H216ZM251 79V78H250ZM7 80V79H6ZM9 80V79H8ZM8 80H7V82H8ZM105 80V81H104ZM111 80V79H110ZM109 80V81H110ZM252 80V79H251ZM3 81V80H2ZM102 81H104V82H102ZM108 81V80H107ZM108 81V82H109ZM147 81V80H146ZM199 81V82H198ZM206 81H207V78H206ZM205 81V82H206ZM244 81V80H243ZM15 82V81H14ZM19 82V81H18ZM113 82V81H112ZM219 82L217 83V84H219ZM9 83V82H8ZM100 83H104L106 86H104V84H103V86L104 87H101L100 86ZM154 83V82H153ZM245 83V82H244ZM19 84V83H18ZM74 84V83H73ZM149 84V83H148ZM225 84V85H224ZM240 84V83H239ZM243 84V83H242ZM12 85V84H11ZM83 85V84H82ZM86 85L87 86H89L90 88H86ZM161 85H162V87H161ZM171 86V88H172V85H176L177 86V90H173V89H171V88H168V86ZM73 86H75V87H73ZM153 86H155L154 84H153ZM165 86V87H164ZM202 86V85H201ZM223 86H221V87H223ZM240 86H242L241 84H240ZM244 86V85H243ZM151 87H152V85H151ZM164 87V88H163ZM167 87V88H166ZM174 87V86H173ZM246 87V86H245ZM88 89V90H87ZM185 89H187V88H185ZM184 89V90H185ZM202 89V88H201ZM239 90V89H238ZM244 90V89H243ZM186 91V90H185ZM184 91V92H185ZM197 91V90H196ZM196 91H195V93H196ZM199 91V90H198ZM245 91V90H244ZM247 91H245V92H247ZM201 91H199V93H200ZM239 92V91H238ZM52 93V92H51ZM193 93V92H192ZM206 93V92H205ZM205 93H204V95H205ZM241 93V92H240ZM239 93V94H240ZM48 95H49V93H48ZM51 95V94H50ZM52 95H54V93L52 94ZM51 95V96H52ZM191 95V94H190ZM193 95V94H192ZM39 96L37 95L36 96V98L38 97L39 98ZM185 95H183L182 97H184ZM199 96V95H198ZM201 96H203V94L201 95ZM240 96H242V95H240ZM197 97V96H196ZM244 97V96H243ZM240 98V97H239ZM4 99V98H3ZM33 99H35V97L33 98ZM184 99V98H183ZM201 99V98H200ZM202 99H203V97H202ZM232 99V98H231ZM2 100V99H1ZM5 100V99H4ZM13 100V99H12ZM169 100V99H168ZM204 100V99H203ZM234 100V99H233ZM235 100L237 101V99H236V95H235ZM243 100V99H242ZM242 100H240V101H242ZM14 101V100H13ZM30 101L31 100H29V102H25L24 104L26 105V106H33L32 105V103H30ZM35 101V100H34ZM183 101V100H182ZM186 101V100H185ZM200 101H202V100H200ZM15 102V103H16ZM153 103V104H151V105H153V108H152V106H150L149 105V103ZM170 102V101H169ZM225 102V101H224ZM8 103V102H7ZM204 103H206V102H204ZM210 104H211V102H209ZM235 103V102H234ZM9 104V103H8ZM166 104V105H165ZM231 104H233V103H231ZM7 105V104H6ZM149 105V107H150V109H149V107H148V111L146 110V108H147V106ZM163 105H165V106H163ZM170 105H171V102H170ZM229 105V104H228ZM238 105V104H237ZM207 106V105H206ZM210 106V105H209ZM235 106V105H234ZM233 106V107H234ZM7 107H9V105L7 106ZM61 107V106H60ZM65 107V106H64ZM73 107V108H74ZM163 107H166V108H163ZM170 107V106H169ZM211 107V106H210ZM209 107V109H212V107L210 108ZM224 108V103H223V106H221L220 108ZM230 107H232V106H230ZM232 107V108H233ZM237 107V106H236ZM235 107V108H236ZM12 108V107H11ZM62 108V107H61ZM72 108V107H71ZM152 108V109H151ZM174 108V110H176L177 108H175V107H173ZM180 108V107H179ZM200 109H202V107H199ZM205 108V107H204ZM203 108V109H204ZM215 108H217V107H215ZM232 108H231V111H232ZM75 109V108H74ZM202 109V111L201 112H204V110ZM218 109H219V106H218ZM228 109L230 110V108L228 107ZM64 110V109H63ZM62 110V114H64L65 113V111H63ZM149 110H152V112L150 111V113H148L149 112ZM180 110V109H179ZM179 110H177V111H179ZM205 110H208V109H205ZM233 110H234V108H233ZM39 111V110H38ZM61 111V110H60ZM106 111H110L109 113H106ZM211 111V110H210ZM214 111V110H213ZM64 112V113H63ZM103 112H105V114H103ZM201 112L199 113V114H201ZM208 112V111H207ZM70 113V112H69ZM211 113V112H210ZM66 114H68V113H66ZM209 114V113H208ZM219 114V113H218ZM223 114H225V113H223ZM248 114H250V116H247ZM37 115V114H36ZM59 115V114H58ZM85 116L86 117V119L84 118H82V117H80V116ZM104 115V116H103ZM184 115V114H183ZM198 115V114H197ZM212 115H213V113H212ZM55 116V115H54ZM64 116H66V115H64ZM127 116H129V115H127ZM181 116H182V114H181ZM200 116V115H199ZM210 116V115H209ZM82 119H80V118ZM130 117H129V119H130ZM200 117H203L204 118V115L202 116V114H201V116ZM199 117V119L201 120V118ZM213 117V116H212ZM211 117V118H212ZM8 118V117H7ZM74 118V117H73ZM91 118H90V120H91ZM182 118H184L183 116H182ZM9 119V118H8ZM58 119L60 120V119H62V116L61 117H59V118H57V122H59L58 121ZM111 119V118H110ZM132 119V118H131ZM133 119V120H134ZM178 119V118H177ZM176 119V120H177ZM206 119V120H205ZM204 120H203V122L204 121H207V118H205ZM208 119H210V118H208ZM40 120V121H39ZM46 120V121H45ZM54 120V119H53ZM51 121L50 123H52V127L55 125V122L54 121ZM109 120V119H108ZM132 120V121H133ZM180 120H181V118H180ZM180 120H178L179 121V123H178V126H177V129H176V132H175V135L177 136V138L179 139V140H181L182 139V135H186L187 136V134H184V131H185V126L184 125H186V124H183L184 123V121H186V119H182L183 120V123H181L182 122V120L180 121ZM5 121H7V120H5ZM62 121H63V119H62ZM129 121V120H128ZM126 122V123H129V122ZM131 121V122H132ZM27 122V121H26ZM43 122V123H42ZM56 122V123H57ZM74 122H75V120H74ZM88 122V121H87ZM123 122V121H122ZM139 122V123H140ZM175 122V121H174ZM214 123H216L215 121H213ZM218 122V121H217ZM42 123V124H41ZM54 123V124H53ZM125 123V124H126ZM167 123V124H168ZM186 123V122H185ZM192 123V122H191ZM193 125L191 124V126H189V124H188V126L190 127H186L187 129H191V130H193V129H196L197 128V126L195 125V121H193ZM209 123V122H208ZM135 124V123H134ZM176 124H177V121H176ZM205 124V123H204ZM211 124V123H210ZM20 125V124H19ZM28 125H30V124H28ZM50 125V124H49ZM105 125H106V127H105ZM111 125V124H110ZM119 125V124H118ZM131 125V124H130ZM141 125V124H140ZM170 125V124H169ZM206 125V124H205ZM209 124H207V126H208ZM51 126V125H50ZM165 126V125H164ZM168 126V125H167ZM174 126V125H173ZM214 126V125H213ZM52 127L51 128H49V129H51L52 130ZM59 127V126H58ZM61 127V126H60ZM133 127H135V126H133ZM168 127H171V126H168ZM167 127V131L166 132H168V130L170 129V128H168ZM209 127V126H208ZM207 127V128H208ZM28 128V127H27ZM88 128V127H87ZM110 128V127H109ZM115 128V127H114ZM163 128V127H162ZM161 128V129H162ZM21 129H22V127H21ZM24 129V128H23ZM54 129V128H53ZM164 129V128H163ZM19 130V129H18ZM25 130V129H24ZM117 130V129H116ZM134 130H136V129H134ZM148 130V129H147ZM164 130H166V129H164ZM171 130V129H170ZM203 130V129H202ZM160 131V130H159ZM18 132V131H17ZM139 132V131H138ZM140 132H143V131H140ZM157 132V131H156ZM209 132V131H208ZM52 133V132H51ZM83 133V134H82ZM111 133V132H110ZM146 133V132H145ZM194 133V132H193ZM34 134H31V135H34ZM78 134H82V136H78ZM125 134V133H124ZM139 134H141V133H138V135ZM142 134H144V133H142ZM190 134V133H189ZM192 134V133H191ZM201 134V132H199V135ZM203 134V133H202ZM87 135V136H88ZM91 135H94V134H92L91 133ZM111 135V134H110ZM137 135V134H136ZM145 135V134H144ZM193 136H194V134H192ZM207 135V134H203L202 136H201V138L202 137H205V136ZM112 136H114V135H111V137ZM119 136V135H118ZM133 136V135H132ZM134 136H135V134H134ZM198 136V133H197V135H196V132H195V136L194 137H192V139H191V143H194V145H196L197 146V148H199V150H200V148H203V146L205 145V141H203V140H201L200 138H198L197 137ZM208 136V135H207ZM90 137V136H89ZM110 137V138H111ZM124 137V138H123ZM141 137H142V139H143V136L141 135ZM38 138V139H39ZM94 138V137H93ZM102 138V137H101ZM134 138V139H133ZM140 138V137H139ZM145 138V137H144ZM149 138V137H148ZM188 138V140L191 138V136H189V137H187ZM251 138H254V140H250ZM96 139V138H95ZM109 139V138H108ZM141 139V138H140ZM177 139V140H178ZM234 139V138H233ZM105 140V139H104ZM103 140V141H104ZM107 140V139H106ZM106 140H105V142H106ZM110 140V139H109ZM243 140H245L246 142L244 143V144H239V143H241ZM186 141V140H185ZM184 141V142H185ZM235 141V142H236ZM257 141H258V139H257ZM113 142V141H112ZM148 142V141H147ZM221 142H223V141H221ZM107 143V142H106ZM262 143V142H261ZM36 144V145H37ZM108 144V143H107ZM110 144V143H109ZM190 144V143H189ZM30 145H32V144H30ZM36 145H33V147L32 148H35L36 147ZM183 145H184V143H183ZM183 145H181V146H183ZM207 145H209L208 143H206V145L205 146H207ZM174 146V145H173ZM236 146V145H235ZM186 147V145L183 147V149ZM150 148V147H149ZM173 148V147H172ZM182 149V147H179V149ZM196 148V149H197ZM230 148V147H229ZM234 148H236V147H234ZM72 149V148H71ZM179 149H177V150H179ZM193 149V148H192ZM207 149H209L208 147H207ZM225 149H227V148H225ZM186 150V149H185ZM195 150V149H194ZM204 150H206V148H204ZM220 150V149H219ZM230 150V149H229ZM234 150H232V151H234ZM34 151V150H33ZM36 151V152H37ZM84 151V152H83ZM151 151V150H150ZM181 151V150H180ZM187 151V150H186ZM195 151H197V150H195ZM203 151V150H202ZM218 151V150H217ZM227 151V150H226ZM35 152V153H36ZM189 152V151H188ZM66 154V153H65ZM69 153H67V155H68ZM243 154V153H242ZM177 155V154H176ZM175 155V156H176ZM185 155V154H184ZM211 155V154H210ZM214 155V154H213ZM224 155V154H223ZM223 155H222V157H223ZM255 155V154H254ZM45 156H46V154H45ZM221 156V155H220ZM225 156L227 157L228 155H226L225 154ZM256 156H258V154L256 155ZM141 157V156H140ZM143 157V156H142ZM150 157V156H149ZM186 157V156H185ZM214 157H215V155H214ZM233 157V156H232ZM34 158V157H33ZM180 158H182L181 156H180ZM191 158V157H190ZM230 158V156H228V158L227 159H229ZM264 158V157H263ZM102 159V160H101ZM139 159H141V158H139ZM153 159V158H152ZM178 159V158H177ZM183 159V158H182ZM226 159V158H225ZM143 160V159H142ZM194 160V159H193ZM196 160V159H195ZM258 159L257 158H255V157H250V159L249 160H247V157L246 156H244V155H239V156H237L236 155V157L234 156V158H232V159H229V161H227L226 163H229L230 165L232 164L234 167H236L237 169H240L241 171H243L242 173H247V167L249 166V165H251L252 163L253 164H255L254 166H258L257 164H256V161H257ZM144 161V160H143ZM148 161V160H147ZM180 161H181V159L177 162H174L173 161V164H171V165H169L168 167L169 168H167V167H162L161 166V162H159V164H160V168H161V172H162V176H163V178H167V183H168V185H178V184H182V185H179V186H181V188H182V186L185 184V185H187V183H186V181H185V175H186V173L188 172L189 173V169H188V164H189V162L187 163V165H185V164H182V163H180ZM183 161V160H182ZM145 162V161H144ZM153 162V161H152ZM168 162V161H167ZM197 162V161H196ZM261 162V161H260ZM157 163V162H156ZM194 163V162H193ZM261 163H264V162H261ZM147 164H149V163H147ZM158 164V165H159ZM165 165H167L166 163H164ZM192 164V163H191ZM223 164H225V163H223ZM27 165H29V164H27ZM150 165V164H149ZM200 165V164H199ZM230 165H228V166H230ZM151 166V165H150ZM152 167H153V165H152ZM158 167V166H157ZM156 167V168H157ZM190 167V166H189ZM194 167V166H193ZM202 167V166H201ZM259 167V166H258ZM149 168V167H148ZM155 168V169H156ZM208 168V167H207ZM206 168V170H208ZM233 168V167H232ZM254 168V167H253ZM80 169V170H81ZM150 169V168H149ZM149 169H148V172H150L149 171ZM154 169V168H153ZM216 169V168H215ZM212 169L211 170V172H210V177H212V178H216V177H220V175H218V170L216 169ZM260 169V168H259ZM259 169H257V171L259 170ZM168 170V171H167ZM200 170V169H199ZM210 170V169H209ZM252 170V169H251ZM36 171V170H35ZM191 171V170H190ZM205 171V170H204ZM260 171V170H259ZM146 172V171H145ZM151 172H152V170H151ZM161 172H160V174H161ZM202 172V171H201ZM43 173V172H42ZM188 173H187V175H188ZM191 173V172H190ZM250 173H251V171H250ZM46 174H48V173H46ZM139 174H141V173H139ZM146 174H149V173H146ZM153 174V173H152ZM159 174V173H158ZM220 174V173H219ZM232 174V173H231ZM41 175V174H40ZM44 175V174H43ZM124 175V176H125ZM149 175H151V174H149ZM194 175V174H193ZM201 175V174H200ZM208 175V174H207ZM236 175V174H235ZM251 175H253V174H251ZM38 176H39V174H38ZM91 176V175H90ZM140 176V175H139ZM155 176V175H154ZM208 176V177H209ZM241 176V175H240ZM244 176V175H243ZM41 177V176H40ZM43 178L45 177L47 180L45 181V183H41L40 185H41V187L39 188L40 190H38V191H40V192H43V193H49L48 194V196L51 194V193H54V195L56 196V198H53V197H48V199H47V201H46V205H47V208H46V214H48V213H53L54 215L55 214H57L58 216H59V218H57V220H54V223L56 224H54V228L52 227L51 228V226H49V228H47V229H45L44 230V233H43V238L45 239V235L47 234H49L50 232H52V233H54V235H55V238L57 239V240H59V243H60V247L61 248H68V247H70V246H72L71 244H73L74 243V245H75V241H77V239H78V233H76V230L80 227V225H79V222H74V220H73V218H72V215L70 214V212L68 211L67 212V210H65L66 209V206L68 205V204H71V205H73L74 206V208H80L81 206H83L84 204H88V205H91V206H94V207H96V206H100L101 207V209H102V207L103 206H107V205H117V204H120L121 206H119V208L120 207H122V205H125V204H128L127 203V200H126V198H124V201L123 202H119L118 201V196H117V191L116 190H114V191H112V193H110V191L109 192H103V190H102V188L101 187H99V184H98V186H95L96 188H94L93 190H90V188H89V186H83V184H81V186L80 187H73L72 188V186H70L69 184V186H65V187H67L66 189H64L63 188V190L61 191V192H58L57 190V192H55L54 190H53V186H54V184H52V187H51V185H50V180H51V176H50V179H49V176H47V175H45V176H42ZM53 177V176H52ZM82 177V176H81ZM129 177V176H128ZM150 177V176H149ZM187 177V176H186ZM191 177L193 178V176L191 175ZM195 177V176H194ZM230 178H231V176H229ZM37 178V177H36ZM42 178V179H43ZM137 178V177H136ZM139 178V177H138ZM188 179L190 178V176H188L187 177ZM38 179H39V177H38ZM42 179H40L41 181H42ZM76 179H78V178H76ZM75 179V180H76ZM109 179V180H110ZM197 179V178H196ZM199 179V178H198ZM227 179V178H226ZM55 180V179H54ZM59 180V179H58ZM62 179H60L59 181H61ZM68 180V179H67ZM74 180V179H73ZM74 180V181H75ZM83 180V179H82ZM85 180V179H84ZM108 180V181H109ZM241 179H240V177H239V181H240ZM250 180V179H249ZM53 181V180H52ZM69 181V180H68ZM91 181V180H90ZM139 181H140V179H139ZM185 181V182H184ZM187 181H189V180H187ZM73 182V181H72ZM85 182V181H84ZM83 182V183H84ZM88 181H86L85 183H87ZM231 182V181H230ZM236 182H238L237 180H236ZM244 181H242V183H243ZM10 183V182H9ZM59 183V182H58ZM76 183H78L77 181H76ZM75 183V184H76ZM106 183H108V182H106ZM212 183V182H211ZM244 183H246V182H244ZM34 184V183H33ZM32 184V185H33ZM38 181H37V189H38ZM71 184V183H70ZM75 184H74V186H75ZM238 184V183H237ZM252 184V183H251ZM16 185H18V183H16ZM20 185V184H19ZM24 185V184H23ZM78 185H80L79 183H78ZM89 185H91V184H89ZM117 185V184H116ZM130 185V184H129ZM163 185V184H162ZM168 185H166L167 187H169V189L171 188L170 186H168ZM239 186L237 187V185H236V187H237V193H233V195L235 196V194L236 195H238V196H243L244 195V193H245V190H244V188L242 187V184H238ZM240 185H241V187H240ZM245 185H247V184H245ZM31 186V185H30ZM126 186V185H125ZM188 186V185H187ZM211 186V185H210ZM249 186V185H248ZM247 186V187H248ZM258 186V185H257ZM26 187V186H25ZM63 187V186H62ZM119 187V186H118ZM124 187V186H123ZM123 187H119V188H122L121 190L123 191ZM175 187V186H174ZM186 186H184V188H185ZM216 187V186H215ZM225 187V186H224ZM244 187H246V186H244ZM35 188V187H34ZM179 188V187H178ZM256 188V187H255ZM37 189H35L36 191H37ZM108 189V188H107ZM129 189V188H128ZM168 189V188H167ZM171 189H174V188H171ZM186 189V188H185ZM28 192H29V194L30 193H32L33 192V189L31 190V187L29 188V187H27V189H26ZM121 190L119 191V192H121ZM212 190H214V189H212ZM222 190V189H221ZM249 190V189H248ZM252 190V189H251ZM12 191V190H11ZM105 191V190H104ZM108 191V190H107ZM129 191H131V190H129ZM187 191V190H186ZM204 191H206L205 189H204ZM203 191V192H204ZM208 191V190H207ZM215 191V190H214ZM21 192H24V191H21ZM180 192V191H179ZM1 193V192H0ZM18 193V192H17ZM16 193V194H17ZM34 193H36V192H34ZM34 193H32V194H34ZM124 193H125V191H124ZM129 193V192H128ZM250 193V192H249ZM15 194V195H16ZM41 194V193H40ZM125 194H127V192L125 193ZM125 194H123L124 196H125ZM210 194V193H209ZM252 194V193H251ZM250 194V195H251ZM9 195H10V193H9ZM21 195H23V194H21V193H19V195L18 196H21ZM217 195V194H216ZM8 196V195H7ZM32 196V195H31ZM210 196V195H209ZM34 197H36L35 195L33 196V198ZM120 197V196H119ZM122 197V196H121ZM120 197V199H122L123 200V198H121ZM197 197H198V195H197ZM26 199H27V197H25ZM112 198H116L117 200L116 201H114V203H113V201H112ZM224 198H226L225 197V195L223 194V195H219V196H217L216 197V201H219V202H224ZM237 198V197H236ZM10 199V198H9ZM9 199H8V201H9ZM128 199V198H127ZM227 199V198H226ZM114 200V199H113ZM3 199H1L0 200V206L1 207H6L7 206V204H3ZM129 201V200H128ZM213 202V201H212ZM14 203V202H13ZM236 203V202H235ZM25 204V203H24ZM59 205V204H62L64 207H62V208H64V209H62L61 208V210H59V206H56L55 207V205ZM136 204V203H135ZM130 205V204H129ZM41 206V205H40ZM131 206V205H130ZM133 206V205H132ZM222 206V205H221ZM233 206V205H232ZM1 207H0V209H1ZM20 207V206H19ZM25 207V206H24ZM58 207V208H57ZM71 207V206H70ZM86 207V206H85ZM236 207V206H235ZM133 208V207H132ZM223 208V207H222ZM104 209V208H103ZM140 209H142V208H140ZM219 209V208H218ZM221 209V208H220ZM145 210V209H144ZM42 211V210H41ZM99 211V210H98ZM141 212H142V210H140ZM22 212V211H21ZM24 212V211H23ZM112 212V211H111ZM145 212H147V211H145ZM156 212V211H155ZM19 213V212H18ZM143 213V212H142ZM160 213V212H159ZM17 214V213H16ZM20 214V213H19ZM19 214H17V215H19ZM113 214H114V212H113ZM153 214H155V213H153ZM165 214V213H164ZM12 215V214H11ZM13 215H14V213H13ZM20 215H22V213L20 214ZM19 215V216H20ZM26 215V214H25ZM25 215H22V216H20V221L23 223H19V225H18V229H20L19 231H22L21 229H23L24 228V225H25V223H26V220H25ZM28 215V214H27ZM111 215V214H110ZM114 215H116V214H114ZM120 215H122V214H120ZM132 215V214H131ZM145 215H147V213H143V215H142V217H144ZM149 215V214H148ZM151 215V214H150ZM29 216V215H28ZM47 216V215H46ZM140 216L141 215H139V217L138 218H140ZM158 216V215H157ZM30 217V216H29ZM28 217V218H29ZM48 217V216H47ZM57 217V216H56ZM123 217H125V216H122L121 217V219H124ZM31 218V217H30ZM54 218H55V216H54ZM114 218H116L115 216H114ZM130 218V217H129ZM157 218V217H156ZM161 218V217H160ZM90 219H92V218H90ZM96 219V218H95ZM128 219V218H127ZM122 220V221H120V220H118L117 221V218H116V220L115 219H113L112 218V216L110 217V216H108L107 215V218H105L104 216H103V218H100V221L99 222H97V226L102 230L101 232H103L104 233V231H106L107 232V234H108V232H111V230L112 231H114L113 229H112V226H115V225H118L117 227H120L122 230H125L126 232H130V231H132V230H130V229H133V231H134V233H135V235H137V240H135V242L133 243V244H135L134 246H135V249H137V251H138V254H143V253H145V251H148L149 250V252H150V250H153V249H156V244L159 242H157L156 240L158 239H156V237H155V239H154V237L153 236H151V235H147V233H145V231L147 230V225H145V224H147L146 222H145V219H144V221L143 222H137L136 224H132V223H128L129 221L128 220ZM143 219V218H142ZM141 219V220H142ZM147 220H148V218H146ZM31 220V219H30ZM43 220V219H42ZM130 220V219H129ZM139 220V219H138ZM154 220V219H153ZM159 220V219H158ZM133 221V220H132ZM131 221V222H132ZM30 222V221H29ZM91 222H93L92 220H91ZM149 222H153L152 220L151 221H149ZM155 222V221H154ZM157 222V221H156ZM163 222V221H162ZM166 222V221H165ZM46 223V222H45ZM135 223V222H134ZM159 223V222H158ZM168 223V222H167ZM27 224V223H26ZM151 223H149L148 225H149V229H151V225H150ZM154 224H156V223H154ZM153 224V225H154ZM32 225V224H31ZM132 225H134V226H132ZM158 225V224H157ZM27 226V225H26ZM41 226H43V225H41ZM46 226H47V224H46ZM132 226V227H131ZM135 226H138L136 229H137V232L138 233H136V231L134 230L135 229ZM146 226V227H145ZM183 226H184V224H183ZM182 226V227H183ZM29 227V226H28ZM44 227V226H43ZM41 228L42 230L44 229V228ZM91 227H93V226H91ZM163 227V226H162ZM179 227V226H178ZM177 227V228H178ZM1 228V227H0ZM33 228V227H32ZM46 228V227H45ZM81 228H82V226H81ZM98 228V229H99ZM160 228V227H159ZM166 228V227H165ZM103 229H104V231H103ZM157 229V228H156ZM161 229V228H160ZM38 230V229H37ZM79 230V229H78ZM81 230V229H80ZM130 230V231H129ZM162 230H165V229H162ZM177 230V229H176ZM180 230H182V229H180ZM203 230V229H202ZM18 231V230H17ZM90 231H92V228L90 229ZM95 230L93 229V232H94ZM152 231H153V228H152ZM1 232H2V230H1ZM9 232V231H8ZM82 232V231H81ZM83 232H86V228L84 227V230H83ZM98 232V231H97ZM116 232V231H115ZM118 232V237L116 236L117 234H115V233H113V234H115V236H114V238L116 239V240H118V239H120V237L122 238H126V235H121V236H119L120 234H119V231H117ZM149 232V231H148ZM166 232V231H165ZM3 233V232H2ZM20 233H22V234H24L23 232H20ZM98 233H100V232H98ZM120 233L121 234H123L121 231H120ZM132 233V232H131ZM143 233H145V234H143ZM167 233V232H166ZM194 233H196V232H194ZM4 234V233H3ZM21 234V235H22ZM85 234V233H84ZM105 234V233H104ZM111 234H112V232H111ZM149 234H153L152 232H150ZM178 234H180V233H178ZM177 234V235H178ZM183 234V233H182ZM187 234H188V231H187ZM7 235V234H6ZM15 235V234H14ZM50 235V234H49ZM53 235V236H54ZM83 235V233H81L80 234V237ZM95 235V234H94ZM164 235V234H163ZM172 235V234H171ZM192 235H193V233H192ZM4 236V235H3ZM8 236V235H7ZM10 236V235H9ZM50 236H52V235H50ZM86 236V235H85ZM99 236V235H98ZM98 236H97V238H98ZM108 236V235H107ZM110 236V235H109ZM112 236V235H111ZM128 236V235H127ZM155 236V235H154ZM158 236V235H157ZM162 236V235H161ZM1 237V236H0ZM23 237H25V236H23ZM23 237H22V239H23ZM36 237V236H35ZM48 237V236H47ZM79 237V238H80ZM133 237V236H132ZM136 237V236H135ZM159 237V236H158ZM193 237V236H192ZM96 238V237H95ZM118 238V239H117ZM174 238V237H173ZM6 239V238H5ZM7 239H9V238H7ZM6 239V244H7V240ZM12 239V238H11ZM29 239V238H28ZM48 239V238H47ZM82 239V238H81ZM85 239H86V237H85ZM99 239V238H98ZM111 239V238H110ZM113 239V238H112ZM127 239V238H126ZM2 239H0V242H1V244H3L2 242L3 241H5V240H3V241H1ZM13 240V239H12ZM33 240V239H32ZM121 240V239H120ZM133 239H131V240H129L128 239V241H132ZM189 240V239H188ZM36 241H37V239H36ZM79 241V240H78ZM77 241V242H78ZM113 241V240H112ZM122 241V240H121ZM127 241V240H126ZM11 242V241H10ZM9 242V243H10ZM39 242H41V241H39ZM56 242V241H55ZM80 242H82L81 240H80ZM79 242V243H80ZM185 243L186 242V240L185 239H183V237L182 238H179L178 240H175V241H173L171 244H172V247H174L173 245L174 244H176V243H179V245H180V243ZM188 242H190V241H188ZM4 243V244H5ZM30 243H31V241H30ZM88 243L89 242H87V245H88ZM120 243V242H119ZM122 243V242H121ZM130 243V242H129ZM156 243V244H155ZM160 243H161V241L158 243L159 245H160ZM163 243V242H162ZM161 243V244H162ZM3 244V245H4ZM17 244V243H16ZM21 244V243H20ZM23 244H24V242H23ZM23 244H21L22 246H23ZM28 244V243H27ZM43 244V243H42ZM83 244V243H82ZM81 244V245H82ZM84 244H86L85 243V241H84ZM96 244V243H95ZM169 244V243H168ZM25 246H26V244H24ZM30 245H32V244H30ZM40 245V244H39ZM39 245H38V247H36L35 249L36 250H38V251H41V250H39ZM45 245V244H44ZM48 245V244H47ZM46 245V246H47ZM53 245V244H52ZM51 245V246H52ZM131 245H132V243H131ZM165 245V244H164ZM190 245H191V243H190ZM257 245H259V244H257ZM37 246V245H36ZM45 246V247H46ZM58 246V245H57ZM78 246V245H77ZM86 246V245H85ZM89 246L91 247V244H89ZM93 246V245H92ZM98 246V245H97ZM185 246V245H184ZM15 247H18V246H16L15 245ZM54 247V246H53ZM90 247H86L87 248V250H88V248L90 249ZM169 247H170V244H169ZM172 247H170V249H165L166 247H164V249H162V251H163V256L162 257H167V259H169L168 257H170V260H172L171 259V257L173 258V260H174V258L175 259H177V260H187L186 258H189V260H192L190 257H188V256H186V255H184L180 250H177V248H172ZM10 248V247H9ZM34 248V247H33ZM48 248V247H47ZM52 248V247H51ZM72 248H73V246H72ZM79 248L81 249V247L79 246ZM93 248H95V247H92V250H93ZM97 248H99V247H97ZM101 248V247H100ZM172 248V249H171ZM179 248H181V247H179ZM201 248V247H200ZM14 249V248H13ZM19 249V248H18ZM24 249V248H23ZM40 249H42L43 250V247H41ZM45 249V248H44ZM182 249V248H181ZM183 249H184V247H183ZM22 249H20L19 251L23 254V251H21ZM47 250V249H46ZM69 250V249H68ZM79 250V249H78ZM86 251V253L87 254H89L88 252H87V250L86 249H83V251ZM98 250V249H97ZM96 250V251H97ZM100 250V249H99ZM98 250V251H99ZM134 250V249H133ZM10 251V253H12L11 252V249L9 250ZM13 251H15V250H13ZM29 251H31V250H29ZM34 251V250H33ZM38 251H36L37 253H38ZM43 251H45V250H43ZM48 251H49V249H48ZM64 251V250H63ZM62 251V252H63ZM77 251V250H76ZM82 250L79 252V254L81 253V252H83ZM185 251H186V249H185ZM20 252L18 253V255H21L20 254ZM25 252V251H24ZM35 252V251H34ZM36 252L34 253V254H36ZM54 252V251H53ZM53 252H50L52 255L54 254ZM68 252V251H67ZM71 252V251H70ZM69 252V253H70ZM93 252H94V250L93 251H91L90 253L91 254H89V256L91 255V256H94L95 255V252H94V255H93ZM106 252V251H105ZM133 252H135V251H133ZM152 252V251H151ZM191 252V251H190ZM5 253H7V252H5ZM10 253H8L9 255H13V254H10ZM13 253H15V252H13ZM26 253V252H25ZM60 253V252H59ZM7 254V255H8ZM29 254H30V256H31V254L32 253H30L29 252ZM29 254H27V255H25V256H28ZM57 254V253H56ZM78 254V253H77ZM87 254L85 255V257H83L84 258V260L86 259H88V256H87ZM103 254H105V253H103ZM102 254V255H103ZM134 254V253H133ZM162 254V253H161ZM199 254V253H198ZM46 255H47V251H46ZM58 256H59V254H57ZM60 255H61V253H60ZM66 255H69V254H66ZM72 255V254H71ZM81 255V254H80ZM106 255H108V253L106 254ZM112 255V254H111ZM146 255V254H145ZM154 255V254H153ZM14 256V255H13ZM15 256H17V252H16V254H15ZM22 256V255H21ZM29 256V257H30ZM48 256V258H50L49 257V254L47 255ZM54 256V255H53ZM56 256V255H55ZM73 256V255H72ZM72 256H71V258H72ZM82 256V255H81ZM81 256H80V258H81ZM109 256V255H108ZM121 256V255H120ZM124 256V255H123ZM132 256V255H131ZM155 256V255H154ZM159 256V255H158ZM24 256H22V258H23ZM28 257V258H29ZM34 258H36V256L34 255L33 256ZM61 257V256H60ZM69 257H70V255H69ZM76 257H78V256H76ZM126 257H127V255H126ZM138 257V256H137ZM162 257H156L157 259H161ZM20 258V257H19ZM31 259H32V257H30ZM33 258V259H34ZM41 260H42V258H41V256L39 257ZM48 258L47 259H45V260H48ZM63 258V257H62ZM70 258V259H71ZM83 258H81V259H83ZM136 258V257H135ZM204 258V257H203ZM24 259V258H23ZM52 259H53V257H52ZM56 260H58L59 259V257H58V259H57V256H56V258H55ZM73 259V258H72ZM71 259V260H72ZM93 259H94V257H93ZM93 259L92 260H90V261H93ZM123 259V258H122ZM164 259V258H163ZM198 259H199V257H198ZM15 260V259H14ZM44 260V259H43ZM62 260H64V259H62ZM61 260V261H62ZM74 260V259H73ZM79 260V259H78ZM99 260H100V258H99ZM102 260V259H101ZM116 260H118V259H116ZM129 260V259H128ZM169 260V261H170ZM176 260V261H177ZM17 261V260H16ZM49 261H50V259H49ZM53 261H54V259H53ZM65 261H66V257H65ZM98 261V260H97ZM135 261H137L136 259H135ZM134 261V262H135ZM181 261H179V262H181ZM32 262H35V261H32ZM57 262V261H56ZM63 262V261H62ZM105 262H109V260H108V258H107V261H105ZM117 262V261H116ZM123 262V261H122ZM139 262V261H138ZM137 262V263H138ZM148 262V261H147ZM183 262V261H182ZM200 262H202V260L200 261ZM42 263H47V261H43ZM41 263V264H42ZM50 263H52V262H50ZM68 263V262H67ZM67 263H65V264H67ZM101 263H102V261H101ZM133 263V262H132ZM132 263H129V261H128V264H132ZM139 263H141V262H139ZM138 263V264H139ZM189 263V262H188ZM203 263V262H202ZM49 264V263H48ZM58 264V263H57ZM81 264H82V261H81ZM105 264V263H104ZM126 264H127V262H126ZM134 264V263H133ZM149 264H150V262H149ZM152 264V263H151ZM184 264V263H183ZM187 264V263H186ZM206 264V263H205Z\"/></svg>",
    "mask_w": 264,
    "mask_h": 264
}]
</instances>
